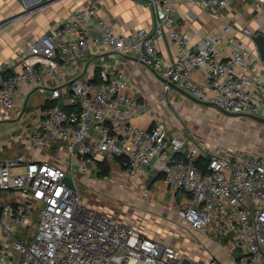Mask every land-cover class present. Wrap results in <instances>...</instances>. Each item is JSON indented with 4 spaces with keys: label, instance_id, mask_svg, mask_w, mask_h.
Listing matches in <instances>:
<instances>
[{
    "label": "built area",
    "instance_id": "obj_1",
    "mask_svg": "<svg viewBox=\"0 0 264 264\" xmlns=\"http://www.w3.org/2000/svg\"><path fill=\"white\" fill-rule=\"evenodd\" d=\"M147 2L154 13L151 31L117 32L96 6H85L26 48L20 71L6 75L0 69V124L25 116L33 92L49 90L33 121L1 143L8 149L18 145L20 154L0 160V194H7V202H0V264H183L186 258L176 248L143 237L83 201L73 166L90 178L110 159L130 180L143 169H158L165 186L191 196L179 210L183 221L197 231L212 229L219 243L226 242L230 253L237 254L238 264H264L262 156L190 146L161 122L151 129L137 126L133 118L147 114L148 107L128 93L130 79L123 67L112 73L102 64L99 82L76 79L65 93L52 86L66 64L77 65L103 45L156 71L167 81L165 92L175 85L227 112L264 118V81L238 72L250 58L247 49L235 48L223 59L210 38L192 48L176 29V3ZM254 2L261 11L257 22L264 27V0ZM228 3L204 1L211 9ZM230 29L226 25L225 32ZM166 34L180 52L170 65L156 47ZM244 34L252 32L244 29ZM75 39L79 41L73 44ZM54 148L55 156L46 158L44 153ZM18 169L24 172L15 173ZM142 195L148 198L149 190Z\"/></svg>",
    "mask_w": 264,
    "mask_h": 264
},
{
    "label": "crops",
    "instance_id": "obj_2",
    "mask_svg": "<svg viewBox=\"0 0 264 264\" xmlns=\"http://www.w3.org/2000/svg\"><path fill=\"white\" fill-rule=\"evenodd\" d=\"M164 1L176 3V29L188 39L192 48L200 41L210 38L223 59L230 58L235 48L247 49L250 58L247 65L238 72L264 81V62L254 42L258 35L264 34V27L257 22L261 11L254 0H229L228 6H216L214 9L204 5L206 0ZM90 5L96 6L100 18L112 24L117 32L130 33L140 28L151 31L154 27L153 9L147 0H0V69L6 75L20 71L21 56L26 48L46 33L55 30L63 18ZM226 25L231 26L229 32H225ZM244 29H250L252 35L244 34ZM93 34L99 36L96 30ZM78 41L75 39L72 42L76 44ZM156 47L167 65L176 61L180 54L168 34L157 40ZM102 64L107 65L112 73L125 68L130 79L128 93L147 105L148 113L132 120L137 126L151 129L156 122H161L171 135L187 138L190 146L197 143L216 154L227 151L247 153L243 150H247L250 145L229 144L234 143L235 136L241 138L240 141L246 140L245 135L248 134L232 131L234 122L231 117H228V125L231 127L226 128L227 123L222 118L227 116H222L219 109L199 105L174 88L165 92L164 82L152 70L138 63L133 56L116 55L103 45L88 51L86 58L80 59L77 65L66 64L52 86L61 88L65 93L76 79L99 82ZM196 78L201 79L200 76ZM48 95V89L36 90L29 98L25 116L15 114L16 117L12 116L0 124V160L20 154L18 145L8 149L1 146V143L8 135L21 133L22 127L33 121L35 112L46 103ZM34 96L39 99L32 101ZM262 98L264 99V91ZM252 127L256 136L254 133L251 140L264 144L260 130ZM192 135L196 139L193 140ZM258 155L264 158V153ZM117 164L118 166H111L110 176L125 178L131 185L123 195L124 199L132 201L133 191L136 190L134 186L143 183L138 197L134 196L138 198L136 205L141 208L142 215L140 214L139 219L130 218L126 221L117 216L114 209H107L106 212L135 228L143 237L176 248L190 260V264H209L212 260L221 264H238L237 254L230 253L231 246L226 245V242L219 243L212 229L197 231L181 219L179 210L191 200L190 195L165 186L156 168L143 169L130 180ZM123 185L126 187L129 184ZM145 189L150 192L148 198L142 195Z\"/></svg>",
    "mask_w": 264,
    "mask_h": 264
},
{
    "label": "rangeland",
    "instance_id": "obj_3",
    "mask_svg": "<svg viewBox=\"0 0 264 264\" xmlns=\"http://www.w3.org/2000/svg\"><path fill=\"white\" fill-rule=\"evenodd\" d=\"M35 98H32V101L35 99H39L38 96H34ZM30 104V102H29ZM30 106V105H29ZM224 116L223 114H221ZM225 117V116H224ZM226 121L227 125L226 128H230L231 126L228 125V117L222 118ZM232 121L234 124L232 125L233 127L231 128L232 131H240L243 132L247 135H245L246 140L240 141L241 138L235 136L236 138L233 139L234 143H229L230 145H236L235 143L240 144V146H243L248 144L247 150H243L247 153H256V154H261L264 153V144H258L252 141L251 139L254 138V133L253 132V127H257L260 130V134L264 137V125L260 124H253L251 122H248V118L246 117H231ZM8 125V124H6ZM6 128V127H5ZM7 129V128H6ZM5 129V130H6ZM2 130V129H1ZM244 135V134H243ZM256 136V133H255ZM231 139V138H230ZM261 138L257 141H260ZM264 141V138H262ZM252 145V146H251ZM255 145V146H254ZM229 146H226L228 148ZM236 152V151H235ZM242 152V151H239ZM56 153V148H54L50 153H44L46 158L48 156H55ZM113 160V159H112ZM110 160L111 166H118V162ZM73 171L75 174V179L78 184L79 191L81 192V197L83 201H85L90 207L95 208L99 212L111 215L110 213L106 212L105 210L107 209H114L117 213V216L122 217L127 221V219H134L138 218L142 215L140 213L141 208L138 207L136 204V200L138 199L137 195L140 191V187L142 186L143 183H140L138 185H135L134 188L136 189L133 191L134 195L132 198V201L128 198H123V195L127 190H129L130 183L127 182L125 178H120V177H115V176H109L107 178H99L98 174L93 175L90 178H84L79 172V168L77 165L73 166ZM15 173H22L24 172L23 169H18L14 171ZM123 184H129L128 186H124ZM122 186V187H121ZM134 196H137L136 198ZM131 199V198H130ZM0 202L3 204L7 202V194H0ZM141 214V215H140ZM114 216V215H112ZM117 216L116 217L118 220H120ZM121 221V220H120ZM122 222V221H121ZM125 223V222H123Z\"/></svg>",
    "mask_w": 264,
    "mask_h": 264
},
{
    "label": "water",
    "instance_id": "obj_4",
    "mask_svg": "<svg viewBox=\"0 0 264 264\" xmlns=\"http://www.w3.org/2000/svg\"><path fill=\"white\" fill-rule=\"evenodd\" d=\"M40 2H44V0H40ZM254 42L259 50V53L261 55V58L264 62V34H261V35H258L255 39H254ZM153 73L163 82H167L164 78H162L156 71L152 70ZM174 89H176L179 93H181L182 95H184L185 97L189 98L190 100H192L193 102L199 104V105H202V106H206V107H212V108H217L219 109V111L224 115V116H227V117H246L260 125H264V118L262 117H258V116H255V115H251V114H244V113H231V112H227L223 109H220L218 107H216V105L212 102H206V101H202L200 99H197L196 97L192 96L189 92H187L186 90L178 87V86H175V85H172ZM66 182L69 184V186L72 188V189H75V186L74 184L72 183L71 180L69 179H66ZM190 260L188 259H185L183 264H190Z\"/></svg>",
    "mask_w": 264,
    "mask_h": 264
},
{
    "label": "trees",
    "instance_id": "obj_5",
    "mask_svg": "<svg viewBox=\"0 0 264 264\" xmlns=\"http://www.w3.org/2000/svg\"><path fill=\"white\" fill-rule=\"evenodd\" d=\"M203 165H205L204 162L201 163V167H203ZM110 172H111V165L109 164L108 161H105L104 163L101 164V170L98 173V177L99 178L109 177ZM159 177H160V175H159Z\"/></svg>",
    "mask_w": 264,
    "mask_h": 264
}]
</instances>
